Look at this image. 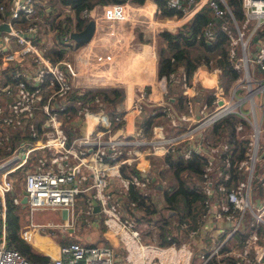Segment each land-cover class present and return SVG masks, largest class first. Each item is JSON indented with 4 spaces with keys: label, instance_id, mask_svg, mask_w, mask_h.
Wrapping results in <instances>:
<instances>
[{
    "label": "built area",
    "instance_id": "2783aa9c",
    "mask_svg": "<svg viewBox=\"0 0 264 264\" xmlns=\"http://www.w3.org/2000/svg\"><path fill=\"white\" fill-rule=\"evenodd\" d=\"M134 2L136 1L123 0L102 4L101 12L94 13L96 25L99 19L105 20V26L109 25L111 31L115 32L119 20L132 19L130 4ZM37 3L45 4V1L11 0L10 14L0 17V24L8 22L10 25L9 30L0 31V50L9 51L4 56V62L10 58L21 60L28 51L36 52L38 78L41 79L45 73L50 72V82L57 85L44 104L49 117L43 135L34 140H21L16 144L12 143L13 136L2 140L6 143L8 152L0 158V264H35L20 249L8 243L7 195L16 186L9 174L26 163L31 165L22 173L24 189L27 191L25 206H28L31 216L27 222L20 223L19 234L34 250L48 256V264H116L117 247L120 244L125 251L126 264H136L137 261H140L139 264L260 263L264 256V179L262 191L258 194L255 193L257 188L253 181L256 164L264 157V154L261 155L264 152V75H258L256 72L257 67L264 68V42L260 41L252 49L250 40L255 29L264 25V0H242L246 16L244 24L250 20H254V24L247 33L239 26L237 29L236 40L241 46L239 67L242 68L238 81L227 90L219 84L217 69L210 70L207 66L200 65L195 74L213 89L212 103L205 102L197 109L195 102L189 99L187 110L181 111L171 107V123L186 122V130L179 134L167 135L164 127L156 124L151 135H140L136 132V116L145 107L154 104L146 85L140 83L134 92L130 93V105L133 107L131 121L128 117L130 105L126 101L122 116L115 117V120L124 119V125L116 129L114 119L103 110L87 112L84 118L80 117L77 122L85 125V130L72 139L64 129L61 119L50 109L51 97L56 93L65 96L76 85L118 83L125 86L126 82L122 83L112 74L103 73L117 63L119 56L117 52L99 48V44L93 42V37L75 49L77 41L70 35V31L67 34H59L57 28H52L42 40L61 42L64 56L56 62L47 58L33 40L37 33V24L45 18L38 14L36 22L24 25L18 22L23 15L34 13ZM168 4L176 8H187L181 16L174 15L157 21L160 28L175 29L204 4H209L217 16H221L226 10L230 12L226 0H168ZM0 9L4 10L3 4ZM71 9V3H63L59 10H53V20L57 21ZM92 9L93 7L85 9L86 14H92ZM206 33L210 34V29H206ZM16 42L20 45L14 46ZM201 68L205 69V75L199 73ZM206 75L209 76L208 80ZM159 82L164 89V79ZM253 82L258 84L254 85ZM37 83L38 79L32 86L11 96L6 102L0 99V107H5V112L0 118L5 125L12 124L13 127H10L16 130L24 115H33L39 94ZM125 88L127 98L129 89L126 86ZM241 88H244L243 93L239 91ZM184 91L189 97L195 95V89L191 85H187ZM158 103L163 104L164 100ZM232 112L240 114L252 128L248 130L246 124L238 125L239 134H248L250 139L246 157L234 162L244 176L236 184L229 186L225 181L233 176L229 169L232 159L227 156L225 163L219 165L220 153L227 150V143H210L205 136V129L210 123ZM90 115L94 117L95 122L88 129ZM130 124L132 135L129 132ZM36 134L37 132L33 131V135ZM184 139L189 143L184 150V156L189 157L197 152L204 153L207 157L203 170V190L208 196L206 236H211V242L205 244V251L195 249L199 242L172 241L160 244L144 241L141 228L124 214L121 206V196L126 194L132 184L144 188L150 180L161 177V156ZM37 148L48 149L50 157L40 156L37 160H31L32 152ZM142 155L151 158L153 165L156 163L152 156H157L159 169L141 168ZM132 161H136L137 172L123 173L122 163ZM262 164L264 166V160ZM21 198L22 195L16 194L14 202L23 206ZM92 198H96L100 205L98 211H94ZM42 208L62 210V220H36L33 212ZM76 209L92 217L91 220L89 216L84 218V221L90 224H96L98 220L103 222V233L110 241L57 242L49 230L59 229L63 236H69L67 231L77 229ZM219 222H223L222 225H219ZM243 226L252 228L241 244L225 247V241ZM139 249L145 252L140 254ZM229 256L235 259V263L227 261Z\"/></svg>",
    "mask_w": 264,
    "mask_h": 264
},
{
    "label": "trees",
    "instance_id": "16d2710c",
    "mask_svg": "<svg viewBox=\"0 0 264 264\" xmlns=\"http://www.w3.org/2000/svg\"><path fill=\"white\" fill-rule=\"evenodd\" d=\"M45 4L37 3L36 11L29 16L23 15L18 20L19 24H30L36 22L38 14L45 18L37 24V33L33 37L34 42L39 46L40 51L52 62H56L64 56L61 42H48L42 39L48 30L57 28L59 34H67L72 29H82L90 18L91 14H86L97 4L123 0H44ZM57 1L61 4L69 2L72 9L57 21L52 18L53 10ZM143 3L145 0H134ZM158 9V18L181 16L185 8H176L168 4V0H155ZM230 9L221 16L214 13L209 4H204L191 17L187 18L176 26L175 29H158L156 33V54H157V75L156 80L164 79L165 88L162 90L164 103L147 106L135 118V130L140 135H151L154 125L161 124L167 135H175L187 129L186 122L172 124L170 120V109L172 106L177 110H187L189 99L195 102L198 109L202 104L212 103L214 98L213 89L197 78L195 72L200 65L207 66L210 70L217 69L218 81L224 88L229 90L242 75V68L239 67L241 55L240 42L236 40L238 26L246 33L253 27L254 20L244 24L246 16L242 5V0H226ZM4 10L0 9V17L8 16L11 12V0H0ZM62 6V5H61ZM50 7V8H49ZM206 29L211 33L207 34ZM264 42V25L257 27L251 36V46L255 48L257 43ZM84 43L76 42L75 49ZM20 43H14L18 46ZM234 48V51H232ZM8 49L0 50V89L7 86L12 81L25 80L30 86L38 79V98L32 116L24 115L22 123L15 130L14 143L21 140H34L43 135L44 126L47 123L49 114L44 109V104L48 97L57 87L52 84L51 73L47 72L39 79L36 73L37 54L28 51L21 60L10 58L4 62V56ZM258 75H264V68L257 67ZM187 85L195 89V95L189 97L184 91ZM150 91V85H146ZM126 101V88L122 84L110 83L101 85H76L63 96L58 93L50 99V109L61 119L62 125L70 139L80 133L78 119L84 118L87 112L92 113L103 110L107 115L115 120L116 115L122 116ZM246 124L248 130L252 128L236 112L228 113L208 125L205 136L210 143L226 142V151L219 156V165L225 163L229 156L232 159L230 172L232 177L225 182L231 186L236 184L244 173L234 165L235 161L246 157L249 144V135H240L238 125ZM124 125V119L114 128ZM100 126H102L100 124ZM33 131L37 132L33 135ZM187 140H180L178 144L172 146L161 156V177L150 180L146 187L140 188L132 184L122 194L121 206L124 214L135 221L140 227L144 236H151V241L160 244H168L172 241L199 242L195 249L206 250L207 243L211 242V236H206L207 226V199L203 190V170L206 166L207 157L204 153L194 152L189 157L184 156V150L188 147ZM50 152L46 148H37L32 152L31 160H37L40 156L50 157ZM263 158H260L255 167V177L253 184L255 188L262 191V181L264 179ZM135 162V163H134ZM136 161L124 162L121 165L125 174L136 173ZM31 164L26 163L15 170L25 173V169ZM9 176L13 179V173ZM15 174V173H14ZM24 175V174H22ZM20 176V174H19ZM16 186L7 195V227L9 245L20 249L35 264H48V256L38 252L20 236L19 226L21 204L14 202V197L20 195L24 189L18 181ZM167 184L160 191L156 190V185ZM159 192V193H157ZM158 196L163 200L162 205L158 202ZM25 206H23L24 209ZM103 231L105 224L101 222ZM250 226H243L237 229L227 241L225 247L241 244V241L249 234ZM220 238V237H219ZM80 240L79 238L62 239L65 241ZM101 240L108 242V238L101 232ZM97 243L98 241H85ZM203 242V243H202ZM124 248L117 247V264H124ZM227 261L235 263L233 257H228ZM264 264V256L260 263Z\"/></svg>",
    "mask_w": 264,
    "mask_h": 264
},
{
    "label": "crops",
    "instance_id": "0c3cea01",
    "mask_svg": "<svg viewBox=\"0 0 264 264\" xmlns=\"http://www.w3.org/2000/svg\"><path fill=\"white\" fill-rule=\"evenodd\" d=\"M130 6L133 10L132 19L119 20L117 22L115 32L111 31L109 25L105 26L107 21L99 19L93 37L98 35L100 41L94 40L93 42H97V44H99V48L100 46H102L101 48H104L105 50H111L115 53L117 52V55L119 56L117 58V63H115L114 66L104 71L103 73H105L106 75L112 74V76H114V78L118 81L120 80L122 83L127 82V84L131 86L132 82L138 83L137 85H139L140 83L144 85H150V99L152 101L159 102L164 99L162 94L163 88L159 80H156V33L158 29H163L159 27L157 21L166 18H158L156 16L158 5L155 0H145L143 3L134 2L131 3ZM101 10L102 4H97L91 10V15L94 17V13H100ZM148 75L150 76L148 77ZM16 85L19 89L16 88ZM29 86L30 85L25 80L12 81L10 84L0 89V99H3L6 102L7 99H11V96L17 95L20 91L26 90ZM125 86L129 89L128 85ZM10 89L12 91H10ZM131 89L132 92H129L130 90L127 91V103H130V93L132 94L134 92V85L131 87ZM129 120L131 121L132 117ZM120 121L121 119L114 120V124H118ZM93 122H95V119ZM82 127L85 130L86 126H82L81 124L79 125L80 133H82ZM8 128L10 129V135L14 138L15 129L11 128L10 126H8ZM129 130H132V124H130ZM94 136L96 137V135ZM105 137H107V135H105ZM13 142L14 140L12 141V143ZM4 144L5 143L1 141L0 150ZM2 156L3 155L0 154V158H2ZM152 168L158 170L159 163L153 165L151 163V158H149L147 166H144L143 169ZM103 236H105L104 233ZM109 241L110 240L108 239V242Z\"/></svg>",
    "mask_w": 264,
    "mask_h": 264
},
{
    "label": "rangeland",
    "instance_id": "374dc122",
    "mask_svg": "<svg viewBox=\"0 0 264 264\" xmlns=\"http://www.w3.org/2000/svg\"><path fill=\"white\" fill-rule=\"evenodd\" d=\"M54 5H55V10H59L61 8V5L62 4H61V1H57L56 3H54ZM54 14L55 13H52V17H54ZM99 39L100 38L98 37V35H96L95 37H93L92 40L93 41L94 40L100 41ZM101 47L102 46H100V48ZM252 49H254V47ZM65 54H66V52H65ZM71 56H72V54H71ZM150 75H148V77ZM128 81H129V79H128ZM125 84L128 85V87H129V84H127V82ZM137 84L138 83H133L132 82V86L134 85L135 89L137 88L136 87ZM253 84L254 85H257L258 83L257 82H253ZM239 91L241 93H243L244 92V88L239 89ZM228 95L230 96V94H228ZM153 102H154V104H159L157 101H153ZM238 115L240 116V114H238ZM9 125L11 127H13L12 124H9ZM207 128L208 127H206L205 130H207ZM83 130H84V128L82 127V131ZM78 135H80V133ZM93 135H95V133ZM262 135H264V132H262ZM6 152H8V149L6 148V143H5L3 145V148L0 150V154L4 155ZM152 159H153V161L155 163L158 162L157 156H152ZM20 172L21 171H19V172H16L15 171L14 172L15 174L13 173L12 176H13V179H15V181H18L19 182L21 188H23V186H24V175H22ZM19 174H20V176H19ZM168 182H169V180H167V182L164 183V184H158V185H156V190L157 191H160L163 188V186L165 184H167ZM23 191H24V189H23ZM23 191H22V194L21 195H23ZM17 193H18V195H20L19 190H18ZM157 193H159V192H157ZM255 193L258 194L259 193V190L258 189H255ZM114 199H115V195H114ZM162 201L163 200L158 196V202H159L160 205H162V203H163ZM21 207L22 208L20 209V220H21L22 223H24V222H27V220L29 219V217L31 216V214L29 212L28 206H25L24 209H23V206H21ZM75 211H76V214H77L76 215L77 229L75 231H67L68 232L67 234H70V236H68V235L63 236L62 233L59 231V229L49 230V233L55 237V240L57 242H63L62 239H64V238L66 239V237H70V238H79L82 241H98V242H102L103 241V240H101V232H102L101 230H102V227H101L100 220H98L96 224H90V223H88V221H84L85 216H89L90 220L92 219V217L89 214H87L85 212H82V210H79V209H76ZM33 214H34V218L36 220H40V221H47V220L60 221V220H62V217H63V211L62 210H53V209H45V208L35 209L34 212H33ZM95 218L97 219L98 216H95ZM222 223L223 222H219V225H222ZM229 223H231V222H229ZM215 226H216V224H215ZM214 232H215V230H214ZM144 237H145V238H143L144 241H151V236L145 235ZM191 244L192 243H190V245ZM120 246H122V248H123V245L122 244H120ZM118 264H119V262H118ZM124 264H126L125 261H124Z\"/></svg>",
    "mask_w": 264,
    "mask_h": 264
},
{
    "label": "water",
    "instance_id": "95a60500",
    "mask_svg": "<svg viewBox=\"0 0 264 264\" xmlns=\"http://www.w3.org/2000/svg\"><path fill=\"white\" fill-rule=\"evenodd\" d=\"M10 29V25L8 22H2L0 24V31L1 30H9ZM96 29V20L95 18H90L89 21L87 22V24L80 30H76V29H72L70 30V35L77 41L80 43H86L88 42ZM264 152L261 154L263 155ZM22 205L25 206L26 201H27V191L26 189H24L23 191V195H22ZM92 202L94 204V211H98L100 209V205L97 202L96 198H92Z\"/></svg>",
    "mask_w": 264,
    "mask_h": 264
},
{
    "label": "bare ground",
    "instance_id": "6f19581e",
    "mask_svg": "<svg viewBox=\"0 0 264 264\" xmlns=\"http://www.w3.org/2000/svg\"><path fill=\"white\" fill-rule=\"evenodd\" d=\"M201 75H205V69L204 68H201L200 72H199ZM206 77V80H208V75L205 76ZM214 81V78L211 79V82ZM16 88H18V86L16 85ZM19 89V88H18ZM17 90V89H16ZM129 90L130 92H132V89H131V85H129ZM10 91H12L10 89ZM131 99V97L129 98V100ZM131 104V100H130V103L129 105ZM132 111H133V107L132 105H130V108H129V112H128V117L129 119L132 117ZM5 112V107H0V116L1 114H3ZM93 121H94V117L92 115L89 116L88 118V129H90L93 125ZM9 128L8 126H6L3 121L1 120L0 118V143L2 140L4 139H7L9 138L11 135L9 133ZM130 132V135H132V130H129ZM149 161V157H145L144 155L141 156V162H140V167L141 168H144V166H147V163ZM145 251L143 249H139V253L140 254H143ZM140 261H137L136 264H139Z\"/></svg>",
    "mask_w": 264,
    "mask_h": 264
},
{
    "label": "clouds",
    "instance_id": "9594fccd",
    "mask_svg": "<svg viewBox=\"0 0 264 264\" xmlns=\"http://www.w3.org/2000/svg\"><path fill=\"white\" fill-rule=\"evenodd\" d=\"M94 18V17H93ZM93 37V36H92Z\"/></svg>",
    "mask_w": 264,
    "mask_h": 264
}]
</instances>
